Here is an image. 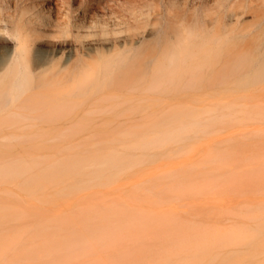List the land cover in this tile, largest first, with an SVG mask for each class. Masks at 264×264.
<instances>
[{
	"label": "bare ground",
	"instance_id": "6f19581e",
	"mask_svg": "<svg viewBox=\"0 0 264 264\" xmlns=\"http://www.w3.org/2000/svg\"><path fill=\"white\" fill-rule=\"evenodd\" d=\"M138 1L0 0V130L27 131L0 137V181L17 180L30 193L55 188L60 194L104 183L174 140L191 137L199 129L195 124L208 122L200 111L177 102L162 104L164 99L201 88L207 93L239 88L264 93V10L245 21V5L231 9L224 22L230 33L224 36L215 30L202 33L184 19L182 10L192 0H160L165 9L158 11ZM232 20L243 29L236 30ZM150 97L160 100L167 117L131 130L141 122L134 114L149 108ZM217 110H209L213 121L231 114ZM102 126L118 131L77 136L49 156L26 152L31 156L26 158L23 152L4 150L13 139L45 137L42 130H58L49 137L56 139L69 138L67 132L106 128ZM12 208L0 194V264L6 259L11 264L63 262L91 244L126 236L124 227L144 220L140 211L114 203L83 206L72 215L21 210V217ZM262 230L264 222L258 225ZM175 236L184 239L179 232L161 233L160 238ZM223 236L227 243L258 235L245 238L242 229H233ZM33 258L45 262L28 261Z\"/></svg>",
	"mask_w": 264,
	"mask_h": 264
},
{
	"label": "rangeland",
	"instance_id": "374dc122",
	"mask_svg": "<svg viewBox=\"0 0 264 264\" xmlns=\"http://www.w3.org/2000/svg\"><path fill=\"white\" fill-rule=\"evenodd\" d=\"M138 3H148L152 11L165 9L160 0H139ZM240 4L245 5V21L253 20L254 12L260 15L264 10V0H192L182 11H186L184 19L200 32L207 34L215 30L225 36L230 33L226 29L230 26L224 24L229 20L227 12ZM232 25H236V30L243 29L234 20ZM260 84L264 85V81ZM202 89L161 103L189 106L207 117V123L195 124L199 129L191 137L174 140L168 150L128 167L104 183L90 182L60 194L55 188L30 193L17 180L0 181V194L19 216L21 210L72 215L83 206L106 203L142 213L138 214L144 218L142 222L124 227L126 236L116 234L103 245L91 244L86 251L75 252L63 262L52 264H256L258 259H264V230L258 231L259 223L264 222V93L241 88L233 93H207ZM146 103L149 108L144 113L134 114L141 122L131 130L167 117L160 100L150 97ZM214 107H218V112L231 114L224 119L218 116L213 121V112L209 110ZM102 127L106 128L67 132L69 138L56 139L49 137L60 134L58 130H42L45 137L13 139V145L4 150L23 152L26 158H31L26 152L49 156L75 142L77 136L100 131L114 135L118 131V128ZM24 132L27 131L0 130V137ZM233 229H242L245 238L258 236L251 241L226 243L223 240L228 238L223 232ZM165 232H179L184 239L160 238ZM203 232L202 236H187V233ZM209 240L216 242L209 243ZM160 242L164 243L163 248ZM251 255L254 258L242 259ZM228 256L233 258L230 263L224 260ZM238 258L242 260L236 261ZM28 261L45 262L39 258ZM1 264L11 262L6 259Z\"/></svg>",
	"mask_w": 264,
	"mask_h": 264
}]
</instances>
